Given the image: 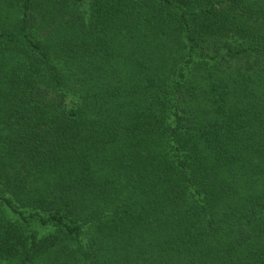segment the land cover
<instances>
[{
  "label": "trees",
  "instance_id": "obj_1",
  "mask_svg": "<svg viewBox=\"0 0 264 264\" xmlns=\"http://www.w3.org/2000/svg\"><path fill=\"white\" fill-rule=\"evenodd\" d=\"M0 264H264V0H0Z\"/></svg>",
  "mask_w": 264,
  "mask_h": 264
}]
</instances>
